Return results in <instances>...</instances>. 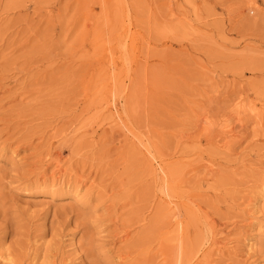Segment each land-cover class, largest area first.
Returning <instances> with one entry per match:
<instances>
[{
  "label": "rangeland",
  "instance_id": "rangeland-1",
  "mask_svg": "<svg viewBox=\"0 0 264 264\" xmlns=\"http://www.w3.org/2000/svg\"><path fill=\"white\" fill-rule=\"evenodd\" d=\"M0 264H264V0H0Z\"/></svg>",
  "mask_w": 264,
  "mask_h": 264
}]
</instances>
